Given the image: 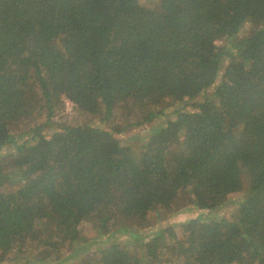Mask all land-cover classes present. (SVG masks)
<instances>
[{
    "label": "trees",
    "instance_id": "1",
    "mask_svg": "<svg viewBox=\"0 0 264 264\" xmlns=\"http://www.w3.org/2000/svg\"><path fill=\"white\" fill-rule=\"evenodd\" d=\"M152 1L0 0V262L264 264V0Z\"/></svg>",
    "mask_w": 264,
    "mask_h": 264
},
{
    "label": "rangeland",
    "instance_id": "2",
    "mask_svg": "<svg viewBox=\"0 0 264 264\" xmlns=\"http://www.w3.org/2000/svg\"><path fill=\"white\" fill-rule=\"evenodd\" d=\"M141 1L147 5H153L154 4V1H152V0H141ZM249 29H250L249 25L244 26V28H242V30L239 32V35L241 37L245 36L247 34V32H249ZM220 44H222V43L220 42ZM62 109H63V115L64 116L67 115L68 117H76V118L78 117L76 107H74V109H72L70 112L66 111L64 99L62 101ZM176 109H177V106H170L166 110L165 116L158 118L157 120L153 121L152 123H150L148 125L137 127V128H135V127L130 128L127 131H125L123 134H121V137L124 139L126 137H134L136 135H143V134L147 133L149 130L160 125L162 122L167 121L168 118L169 119L175 118V116H176L175 110ZM79 119L82 121H86V119L84 117H80ZM93 122L98 123V120L95 119ZM231 209H233V207H229V208L224 209L223 214L231 215V213H230ZM200 215H208V214L206 211H199L197 209H191V208L185 207L178 212L171 213L168 218H166L164 221H161L158 225H165V226L166 225H175L176 228H178L180 223H183V222L187 221L188 219L196 218ZM82 228H83L84 233L89 234L90 225L88 223L84 222L82 224ZM0 264H18V262L16 260H13V261L8 260L5 262H0Z\"/></svg>",
    "mask_w": 264,
    "mask_h": 264
},
{
    "label": "built area",
    "instance_id": "3",
    "mask_svg": "<svg viewBox=\"0 0 264 264\" xmlns=\"http://www.w3.org/2000/svg\"><path fill=\"white\" fill-rule=\"evenodd\" d=\"M65 102V109L66 111L70 112L74 107H76V104L69 98H64Z\"/></svg>",
    "mask_w": 264,
    "mask_h": 264
}]
</instances>
